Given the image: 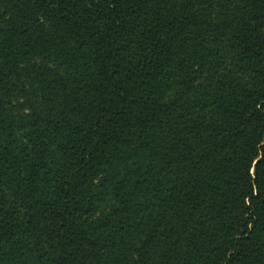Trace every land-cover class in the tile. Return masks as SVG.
I'll use <instances>...</instances> for the list:
<instances>
[{"label": "trees", "instance_id": "obj_1", "mask_svg": "<svg viewBox=\"0 0 264 264\" xmlns=\"http://www.w3.org/2000/svg\"><path fill=\"white\" fill-rule=\"evenodd\" d=\"M0 264H264V0H0Z\"/></svg>", "mask_w": 264, "mask_h": 264}, {"label": "rangeland", "instance_id": "obj_2", "mask_svg": "<svg viewBox=\"0 0 264 264\" xmlns=\"http://www.w3.org/2000/svg\"><path fill=\"white\" fill-rule=\"evenodd\" d=\"M98 199H102V198H98ZM99 201V200H98Z\"/></svg>", "mask_w": 264, "mask_h": 264}]
</instances>
